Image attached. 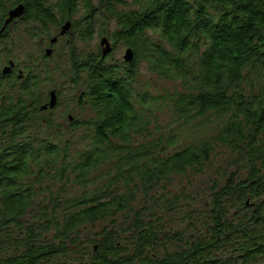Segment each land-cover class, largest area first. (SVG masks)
Masks as SVG:
<instances>
[{"label":"trees","instance_id":"trees-1","mask_svg":"<svg viewBox=\"0 0 264 264\" xmlns=\"http://www.w3.org/2000/svg\"><path fill=\"white\" fill-rule=\"evenodd\" d=\"M132 1L0 0L3 18L24 5L43 57L55 37L56 53L68 21L77 32L85 23L82 40L97 32L134 51L125 72L102 50L72 59L73 83L84 84L78 102L93 113L73 120L89 130L77 154L55 122L57 105L43 109L57 88L43 91L33 71L0 82V264H264V0ZM142 64L180 88L156 97L138 90ZM170 103L175 117L196 122L183 146L179 131L152 128ZM208 125L215 131L197 137ZM220 145L233 170L169 228L161 212L197 199L158 189L202 171ZM69 182L79 194L69 195ZM139 193L150 207L135 209Z\"/></svg>","mask_w":264,"mask_h":264},{"label":"rangeland","instance_id":"rangeland-1","mask_svg":"<svg viewBox=\"0 0 264 264\" xmlns=\"http://www.w3.org/2000/svg\"><path fill=\"white\" fill-rule=\"evenodd\" d=\"M132 2L133 1L130 0V7H133ZM81 16V14H78L79 18ZM100 17L101 16H98V19H100ZM94 22L95 29H97L100 24L99 22H101V19L97 20L96 18ZM81 25L82 28L85 27L84 22ZM81 29H78V32L75 29L73 30L72 27L68 29L65 34L60 37L61 39L55 46L56 53L49 57H43L42 54L37 51L39 40H35L32 44H30V47L34 49V56H32L34 57V62L32 68H35L33 69V72L40 75L38 76L41 85L43 84L42 90L46 91V88H50V90H52L53 88L58 89V104H56L57 108L54 110L55 114L57 115V119H55V122L60 123L64 128L63 130H61L62 138H69L72 140L74 144L73 154L79 153V149L83 150L86 145L89 144V135L87 134L89 130H87V127L83 125L75 127L73 125V120L77 119L78 121H80L83 119H90L93 113L88 106L84 104L82 105L78 102V97L84 92V84L73 83L72 59H76L79 61L82 57L88 56L90 54H99V52H101L102 50V46L100 43L102 37L99 36L97 32H95L92 39L82 40L79 37V31H81ZM22 41L25 42V38L22 39ZM12 42L14 44H9V48L12 49V55L22 57V61L25 60V57H27V51L29 49L25 50L18 47V43L19 45L21 44L20 38L15 37V41L13 40ZM112 47L113 50L107 54L110 55L108 57L109 64L118 69L120 72H125L126 68L124 66H127V62L125 61L127 46L120 42ZM21 65L24 64L22 63ZM135 85L138 90L142 92L149 91L154 95V97L173 92L181 86L180 82L171 81L153 74L148 69V66L146 64L140 65V71L136 78ZM17 86L18 87H16V89L19 88L20 84ZM155 114L156 118H154L153 120L152 128H155L156 125H160L163 131L166 132L172 131L171 127L174 131H179L180 146L190 143L194 139L192 131H198L195 130L196 128H193L194 125H196V122H193L191 125H189L186 123V121L182 122L181 118L175 117L173 114L171 103L163 105L160 111H157ZM214 129L215 127L213 125H208L205 129H201L200 132L196 134V136L198 137V135L201 133L207 136L211 134L210 131H215ZM36 131H38L37 128ZM43 131L49 130L47 128H44ZM50 131L57 130H52V128H50ZM86 134L87 137H85ZM232 158V153L227 147H224L222 145L217 146L210 160L205 164L202 171L198 172L193 169H188L184 174L173 176L170 184H166V187H164L163 185L160 186L157 194H163L164 191L169 189V191L173 193L182 194L183 192H187L197 199V202L189 200L188 203H182L181 206H177V208L173 212H169L166 214L163 211L161 212L160 215L167 220L169 228L177 229L181 227V224L184 221L183 212L188 211L189 208H202V206L199 205L204 198L205 201L207 200V193L210 187L213 185V181L223 178L225 170H233L231 164ZM102 173L103 172L93 175L91 182L92 188H94L97 184H101L102 180H104L102 178ZM67 183L68 182H65V184ZM67 186L68 187H65V189L67 188L68 192L70 193L69 195H76L81 191V189L76 187L73 183L69 182ZM58 187L56 186L55 190H57ZM155 191H157V189ZM151 205V198L146 197L143 193H139V199L137 200L135 209L140 210L148 206L150 207ZM101 227L102 225H98L95 226L94 229H101ZM92 228L93 227H90L89 229L92 230Z\"/></svg>","mask_w":264,"mask_h":264},{"label":"flooded vegetation","instance_id":"flooded-vegetation-1","mask_svg":"<svg viewBox=\"0 0 264 264\" xmlns=\"http://www.w3.org/2000/svg\"><path fill=\"white\" fill-rule=\"evenodd\" d=\"M10 11V10H9ZM9 11L7 15L3 18L0 16V82L2 81H11L13 77L17 76L21 81L27 79V75L30 71H33V52L34 49L31 48L30 44L33 43L31 39V22L27 18V10L21 17L15 18L8 25L6 21L9 18ZM61 35V34H60ZM63 36V35H61ZM16 38L21 39V44L18 47L23 48L27 51V57L22 61V57L13 56L12 49L9 48V44L13 43ZM27 41V43L22 42V39ZM14 44V43H13ZM51 47V43L45 45V49ZM5 52V53H4ZM26 62L27 70L23 69V65L19 63ZM10 70H7V69Z\"/></svg>","mask_w":264,"mask_h":264},{"label":"water","instance_id":"water-1","mask_svg":"<svg viewBox=\"0 0 264 264\" xmlns=\"http://www.w3.org/2000/svg\"><path fill=\"white\" fill-rule=\"evenodd\" d=\"M24 12H25L24 5H19L16 8L10 10L9 11V18L6 21V25H8L15 18L21 17L24 14ZM70 28H71V22L68 21L62 26L61 35H64L65 32ZM56 41H57V37L52 39L51 43H55ZM100 43L102 46L103 56L107 55L108 53H110L113 50L112 43L109 41V39L107 37H104ZM52 54H53V49L48 48L46 50V55L51 56ZM133 59H134V51L132 49L128 48L126 51V55H125V61L127 63H130L133 61ZM7 70H10V69L8 68ZM56 104H57V93H56V91H52L51 92V101L47 106L45 105L43 107V109H47L48 107L53 108V107H55Z\"/></svg>","mask_w":264,"mask_h":264}]
</instances>
